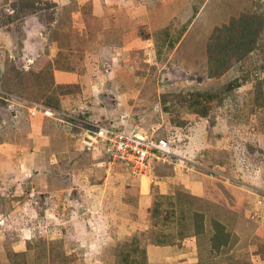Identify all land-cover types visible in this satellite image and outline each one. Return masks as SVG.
<instances>
[{
	"label": "rangeland",
	"instance_id": "rangeland-1",
	"mask_svg": "<svg viewBox=\"0 0 264 264\" xmlns=\"http://www.w3.org/2000/svg\"><path fill=\"white\" fill-rule=\"evenodd\" d=\"M241 14L264 0H0V264H264V30L206 69ZM103 126L174 158L110 163Z\"/></svg>",
	"mask_w": 264,
	"mask_h": 264
},
{
	"label": "trees",
	"instance_id": "trees-1",
	"mask_svg": "<svg viewBox=\"0 0 264 264\" xmlns=\"http://www.w3.org/2000/svg\"><path fill=\"white\" fill-rule=\"evenodd\" d=\"M264 30V17L255 14H241L232 18L228 24L216 27L209 36L205 52L208 78H219L230 69L233 61H239L252 52L259 36ZM193 101L199 97L192 94ZM255 101L264 108V78L255 85ZM203 225L198 223L196 233L202 232ZM213 248L227 244L229 233L223 225L213 221Z\"/></svg>",
	"mask_w": 264,
	"mask_h": 264
},
{
	"label": "built area",
	"instance_id": "built-area-1",
	"mask_svg": "<svg viewBox=\"0 0 264 264\" xmlns=\"http://www.w3.org/2000/svg\"><path fill=\"white\" fill-rule=\"evenodd\" d=\"M94 136L105 143L110 163L119 155L122 163L134 167L143 175L150 173L153 163H168L174 158L165 138L148 137L135 130L125 131L111 126L97 127Z\"/></svg>",
	"mask_w": 264,
	"mask_h": 264
},
{
	"label": "crops",
	"instance_id": "crops-1",
	"mask_svg": "<svg viewBox=\"0 0 264 264\" xmlns=\"http://www.w3.org/2000/svg\"><path fill=\"white\" fill-rule=\"evenodd\" d=\"M63 76H64V78H66V76L63 75V73H61V75H60L59 77L61 78V77H63ZM61 83L63 84V81H61Z\"/></svg>",
	"mask_w": 264,
	"mask_h": 264
}]
</instances>
